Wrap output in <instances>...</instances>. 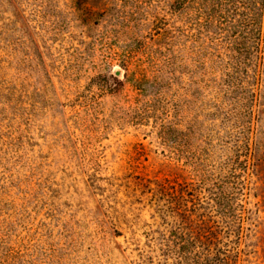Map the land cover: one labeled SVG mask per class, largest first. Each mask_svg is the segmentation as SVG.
Here are the masks:
<instances>
[{"label":"rangeland","instance_id":"374dc122","mask_svg":"<svg viewBox=\"0 0 264 264\" xmlns=\"http://www.w3.org/2000/svg\"><path fill=\"white\" fill-rule=\"evenodd\" d=\"M232 5L0 0V264H264V22Z\"/></svg>","mask_w":264,"mask_h":264},{"label":"trees","instance_id":"16d2710c","mask_svg":"<svg viewBox=\"0 0 264 264\" xmlns=\"http://www.w3.org/2000/svg\"><path fill=\"white\" fill-rule=\"evenodd\" d=\"M230 2L233 7L237 8V4L243 2L244 4H248L251 10L250 23L253 25H257L258 23L262 25L264 22V0H226ZM246 2V3H245ZM249 2V3H247ZM260 38V37H259Z\"/></svg>","mask_w":264,"mask_h":264}]
</instances>
